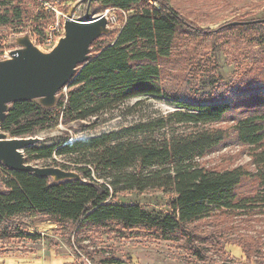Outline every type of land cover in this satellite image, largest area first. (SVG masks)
Instances as JSON below:
<instances>
[{
  "label": "trees",
  "instance_id": "obj_1",
  "mask_svg": "<svg viewBox=\"0 0 264 264\" xmlns=\"http://www.w3.org/2000/svg\"><path fill=\"white\" fill-rule=\"evenodd\" d=\"M97 1L106 10L126 15L117 36L97 46L112 33L93 44L90 62L79 69L56 108L47 110L37 102L13 104L2 124V131L11 138L33 137L60 123L96 118L134 99L166 94L161 64L170 59L177 36L187 27L184 17L167 0ZM0 8L5 9L0 14V26L22 22V10L11 13L5 2H0ZM260 20H264V12ZM237 23L230 27L264 32V23ZM258 44L264 45V36ZM262 73L264 78V70ZM229 101L220 97L201 100L197 105L180 103L178 111L159 121L28 148L27 163L58 157L57 168L77 171L87 182L54 185L49 179L13 172L0 164L5 174L0 172L1 185L6 188L0 195V224L39 214L82 228L104 229L116 224L129 231L146 229L157 237L154 241L172 242L187 225L216 212L264 213V94L246 96L241 103ZM247 105H256L258 110L251 107L242 113L235 129L238 141L253 151L255 172L242 167L212 171L199 166L198 160L226 139L224 131L205 128L223 122L234 110ZM163 129L167 132L162 135ZM246 179H254L258 189L253 196L241 198L238 191ZM134 189H165L177 197L168 213L115 203L119 193Z\"/></svg>",
  "mask_w": 264,
  "mask_h": 264
},
{
  "label": "rangeland",
  "instance_id": "obj_2",
  "mask_svg": "<svg viewBox=\"0 0 264 264\" xmlns=\"http://www.w3.org/2000/svg\"><path fill=\"white\" fill-rule=\"evenodd\" d=\"M187 22L177 36L173 54L162 62V97H142L119 108L82 122L57 127L33 137L42 139L37 147L66 140L91 138L124 128L159 121L178 111L180 103L197 105L208 98H230L241 103L246 96L264 94V32L231 28L236 22L262 19L264 0H167ZM10 12L20 9L22 22L0 26V60L17 49L16 37L30 34L43 52H50L63 36L66 20L82 21L104 14L113 35L99 40L110 42L122 28L126 15L104 9L97 0H0ZM5 9L0 8V14ZM53 38L50 40V38ZM112 38V39H111ZM260 75V76H259ZM264 79V78H263ZM68 90L60 92L66 96ZM256 105L233 111L206 130H222L225 141L198 160L212 171L242 167L252 173V149L243 146L235 129L237 118ZM258 110V108H254ZM166 129L161 130L165 134ZM58 157L31 160L35 167H58ZM2 175L3 170L0 169ZM2 175H0V184ZM93 176H96L93 174ZM258 189L254 179L239 188L241 198ZM176 194L165 189L121 192L115 203L138 204L148 212L168 213ZM146 229L124 230L116 224L108 228H86L80 224L57 223L34 214L19 216L0 224V264H264V213L216 212L211 217L187 225L175 241H154Z\"/></svg>",
  "mask_w": 264,
  "mask_h": 264
},
{
  "label": "water",
  "instance_id": "obj_3",
  "mask_svg": "<svg viewBox=\"0 0 264 264\" xmlns=\"http://www.w3.org/2000/svg\"><path fill=\"white\" fill-rule=\"evenodd\" d=\"M264 23V20L242 23ZM238 24V23H237ZM106 14L92 19L89 14L82 21L66 20L63 36L50 52L41 51L30 34L16 37L17 49L10 58L0 60V164L13 172L30 173L46 178L54 185L71 181L86 183L77 171L57 167L40 168L27 163L25 151L42 142L38 137L11 138L2 131L13 104L37 102L52 110L57 107L60 92L67 90L79 69L92 58L93 44L113 33ZM6 188L0 184V195Z\"/></svg>",
  "mask_w": 264,
  "mask_h": 264
},
{
  "label": "built area",
  "instance_id": "obj_4",
  "mask_svg": "<svg viewBox=\"0 0 264 264\" xmlns=\"http://www.w3.org/2000/svg\"><path fill=\"white\" fill-rule=\"evenodd\" d=\"M63 31V30H62ZM53 38L51 37L50 40H52Z\"/></svg>",
  "mask_w": 264,
  "mask_h": 264
}]
</instances>
